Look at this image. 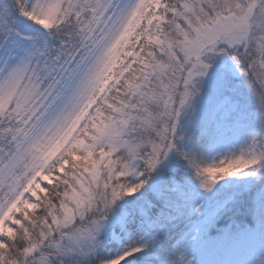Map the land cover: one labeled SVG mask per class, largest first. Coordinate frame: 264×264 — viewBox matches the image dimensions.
<instances>
[{
  "label": "snow or ice",
  "instance_id": "6c2138e0",
  "mask_svg": "<svg viewBox=\"0 0 264 264\" xmlns=\"http://www.w3.org/2000/svg\"><path fill=\"white\" fill-rule=\"evenodd\" d=\"M0 264H264V0H0Z\"/></svg>",
  "mask_w": 264,
  "mask_h": 264
}]
</instances>
